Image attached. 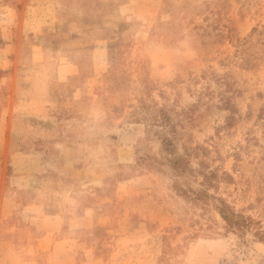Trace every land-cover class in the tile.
Instances as JSON below:
<instances>
[{
    "label": "rangeland",
    "instance_id": "374dc122",
    "mask_svg": "<svg viewBox=\"0 0 264 264\" xmlns=\"http://www.w3.org/2000/svg\"><path fill=\"white\" fill-rule=\"evenodd\" d=\"M30 1L48 61L37 69L101 75L84 104L82 81L62 76L18 97L8 151L0 128V264H264V0ZM6 102L0 83V120ZM50 104L88 141L40 174L18 155L45 147L30 122L50 124ZM165 136L194 172L171 167ZM208 171L229 175L208 192L254 225L232 231L212 200L183 196ZM80 178L92 190L70 193Z\"/></svg>",
    "mask_w": 264,
    "mask_h": 264
},
{
    "label": "crops",
    "instance_id": "0c3cea01",
    "mask_svg": "<svg viewBox=\"0 0 264 264\" xmlns=\"http://www.w3.org/2000/svg\"><path fill=\"white\" fill-rule=\"evenodd\" d=\"M5 8V7H3ZM6 17L0 21V68L4 71L0 79L4 99L6 104L1 113L0 128L2 129V142L5 143L6 151L9 150V139L14 127V117L18 110V97L23 94L28 97H34L42 92L44 87L49 86L60 76L65 79L79 78L76 82L82 84L74 88V99L84 104L89 95L96 96L98 78L101 75L100 70L82 71L79 69L74 73H64L61 70H56L50 73L37 68H41L42 64L48 62L44 54V47L38 40L39 24L41 23V15L37 6H33L30 0H16V5L9 4L6 7ZM29 39L30 50L25 51L26 40ZM39 84V87H36ZM36 97V96H35ZM83 101V102H82ZM47 112L46 120L50 122H30L34 131L40 130L35 134L40 136L38 140L45 144V147L20 151V158L32 159L34 162L33 172L43 173L51 170V162L57 157H67V152L73 150V155L77 157L85 152V147L88 139L81 137L76 132L77 125L80 124L77 118L72 116L61 117L55 114L54 105L50 104L45 108ZM47 125V126H46ZM56 128V129H55ZM58 131V135L52 132ZM35 137V136H34ZM42 146V145H41ZM69 148V149H67ZM71 155V154H70ZM87 174V173H84ZM90 174V173H88ZM85 176V175H84ZM80 185L74 186L70 193L78 194L90 188L83 178L78 179ZM84 185H88L85 187ZM84 189V190H83ZM92 190V189H90ZM87 192V191H86ZM74 206H82L83 201H76L72 197ZM101 209V208H100Z\"/></svg>",
    "mask_w": 264,
    "mask_h": 264
},
{
    "label": "trees",
    "instance_id": "16d2710c",
    "mask_svg": "<svg viewBox=\"0 0 264 264\" xmlns=\"http://www.w3.org/2000/svg\"><path fill=\"white\" fill-rule=\"evenodd\" d=\"M162 118V120L157 119ZM170 115L166 108H158L156 109V122L160 124L161 127L164 125H170L169 132L177 134L179 131L177 130L174 124L170 123ZM163 147L165 151L169 152L171 157L167 158V161L170 162L171 167L178 171V175L184 174L185 171H192L194 172L195 169L190 165V162L187 159V155L181 154L178 152H171L172 147L174 146L172 137L165 136L162 139ZM203 181L200 183L202 188L200 189H187L180 188L181 193L184 197L191 200L192 203L199 204H209L212 205L214 209L221 215V217L225 220L228 229L232 231L242 232L245 231L247 228L254 225L257 221L250 215H246L244 213L238 212L234 205L228 202V200L222 196H217L208 192V187H216L221 179H227L226 176H229L226 173H219L218 171H208L203 172ZM209 202V203H208ZM258 237L264 241V231L258 232Z\"/></svg>",
    "mask_w": 264,
    "mask_h": 264
}]
</instances>
